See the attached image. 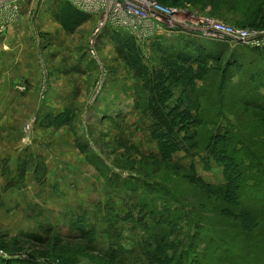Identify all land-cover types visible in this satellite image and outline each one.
Here are the masks:
<instances>
[{
	"label": "rangeland",
	"instance_id": "1",
	"mask_svg": "<svg viewBox=\"0 0 264 264\" xmlns=\"http://www.w3.org/2000/svg\"><path fill=\"white\" fill-rule=\"evenodd\" d=\"M175 1L178 7L168 2L167 8L183 12L185 19L205 18L233 29L264 33V23L258 28L242 27L241 12H218L199 0ZM65 2L88 17L86 21L75 26L56 22ZM96 23L95 17L78 11L67 0H42L25 8L21 20L0 36V246L4 247L0 257L4 260L28 263L32 257L36 262L47 259L57 264L60 255L69 253L78 264H105L104 254L120 252L115 246L110 248L116 240L125 251V264H145L144 230L141 224L126 221L133 201L120 192H126L125 188L112 189L108 180L115 177L119 181H169L183 200H193L200 214H217L210 207L221 203L192 184L187 173L194 168L205 183H223L222 168L202 147L191 152L194 157L175 154L172 162L182 168L175 172L155 162L158 144L151 139V117L143 109L147 95L115 47L114 35L132 38L150 72L160 70L162 63L155 45L169 51L188 35L210 50V74L195 82L202 122L198 126V118L187 128V134H197L201 145L210 133L250 122L248 132L253 125L252 111L235 102L236 94L228 88L225 93L218 90L223 68L234 62L250 66L251 48L210 44L181 29H166L144 44L125 30L106 28L91 45ZM231 70V86H236L240 78ZM180 93L181 89H172L174 99ZM196 111L197 107L192 114L199 117ZM21 166L26 167L21 170ZM80 218H84L83 229L96 233L93 247L80 239ZM108 232L117 236L110 237ZM178 236L182 240L183 235Z\"/></svg>",
	"mask_w": 264,
	"mask_h": 264
},
{
	"label": "trees",
	"instance_id": "2",
	"mask_svg": "<svg viewBox=\"0 0 264 264\" xmlns=\"http://www.w3.org/2000/svg\"><path fill=\"white\" fill-rule=\"evenodd\" d=\"M155 1L164 7H167L169 2ZM199 2L201 5L212 4V9L218 12H241V17L244 18L241 24L244 28H258L264 23V0ZM170 4L174 8L179 6L175 0ZM87 18L75 12L67 3L55 16L60 25L71 23L74 26L83 23ZM113 41L147 95L143 109L150 114L151 139L158 144L159 157L155 162L165 165V170L175 172L182 168L172 162V157L179 152L194 157L196 155L191 156V152L199 150L200 146L212 162L222 168L223 183L219 186L200 180L194 168L187 170L192 184L221 203L213 204L214 209L210 207V210L217 212L216 216L205 217L200 214L192 204L193 200L184 198V201L176 193L177 186L169 184V181H119L117 177L112 179L113 181L108 180L113 190L120 191L118 189L121 187L125 188L126 192H120L127 201H133L126 221L141 224L144 230L145 264H264V49L251 48V64L246 68L245 64L234 62L221 70L222 82L218 90L225 93L228 88L236 94V103L243 105L245 110L252 111L251 129L247 132L248 126H251L250 122L242 125L236 123L234 129L227 128L222 133H210L206 143L201 145L196 139L197 134H187V128L195 124L198 118V126L202 122V112L200 116L198 111L201 99L195 89V82L204 81L210 74L209 61L213 57L206 45L195 36L188 35H185L182 43H177V46L169 51L155 45L162 63L160 70L150 72L130 36L114 35ZM208 42L217 45L223 43L217 40ZM257 65H261V68H257ZM231 69H234L240 78L236 86H231ZM174 88L179 91L181 89L177 99L172 95ZM222 105L219 102V106ZM195 107L199 117L192 114ZM254 112L257 114L254 115ZM218 113L214 112L215 118ZM58 121L62 123V117H59ZM180 133H183L181 138ZM25 167L21 166L20 169ZM205 167L208 170V166ZM128 193L132 196L127 195ZM195 209L197 212L193 214ZM134 211L139 215L138 221L134 218ZM83 219L78 220L80 239L93 247L96 233L87 227L83 229ZM180 233L183 235L182 240H179ZM108 234L110 237L117 236L111 232ZM114 246L120 252L111 251L104 254L102 261L105 264H125L122 257L125 251L116 240L110 248ZM28 259V263L52 264L47 259L43 262H36L32 257ZM56 260L57 264H78L69 253L60 255ZM0 261L1 264H28L24 260Z\"/></svg>",
	"mask_w": 264,
	"mask_h": 264
},
{
	"label": "built area",
	"instance_id": "3",
	"mask_svg": "<svg viewBox=\"0 0 264 264\" xmlns=\"http://www.w3.org/2000/svg\"><path fill=\"white\" fill-rule=\"evenodd\" d=\"M42 0H0V36L19 22L25 8ZM78 11L93 16L97 23L91 45L106 28L125 30L141 43L167 30H186L204 40L242 44L264 49V33L230 28L205 18L185 19L183 12L162 6L155 0H67ZM193 17V16H192ZM188 24H185V22ZM91 54L94 56L93 50Z\"/></svg>",
	"mask_w": 264,
	"mask_h": 264
},
{
	"label": "crops",
	"instance_id": "4",
	"mask_svg": "<svg viewBox=\"0 0 264 264\" xmlns=\"http://www.w3.org/2000/svg\"><path fill=\"white\" fill-rule=\"evenodd\" d=\"M2 135H3V134H1V136H2ZM1 153H3V152L1 151ZM2 157H3V156H2ZM10 197H13V196L11 195ZM9 205H11L10 202H9Z\"/></svg>",
	"mask_w": 264,
	"mask_h": 264
}]
</instances>
